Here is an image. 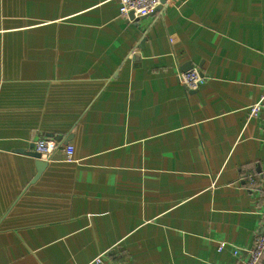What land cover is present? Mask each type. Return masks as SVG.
<instances>
[{"label":"crops","instance_id":"1","mask_svg":"<svg viewBox=\"0 0 264 264\" xmlns=\"http://www.w3.org/2000/svg\"><path fill=\"white\" fill-rule=\"evenodd\" d=\"M118 6L0 0V264H239L264 217V0ZM49 134L73 160L38 174Z\"/></svg>","mask_w":264,"mask_h":264},{"label":"built area","instance_id":"2","mask_svg":"<svg viewBox=\"0 0 264 264\" xmlns=\"http://www.w3.org/2000/svg\"><path fill=\"white\" fill-rule=\"evenodd\" d=\"M166 0L165 2H168ZM160 4V0H119L118 10L120 15L128 17L132 13L134 18L151 14ZM182 85L187 90L197 89L204 81L203 75L197 67L181 71L177 75ZM264 112V93L260 99L249 107V117H256L260 112ZM33 151L39 154V159L44 162L54 161L56 154L61 155L63 160H73V146L56 141L51 137H39L33 141ZM263 229L256 235L253 246L246 250L244 258L239 260L240 264H261L264 259V217L262 223ZM220 243L218 249L223 247ZM241 251L235 250L234 255L239 256ZM104 253L98 255L94 261L100 263L103 260Z\"/></svg>","mask_w":264,"mask_h":264},{"label":"water","instance_id":"3","mask_svg":"<svg viewBox=\"0 0 264 264\" xmlns=\"http://www.w3.org/2000/svg\"><path fill=\"white\" fill-rule=\"evenodd\" d=\"M166 0H160V4L155 8V10L151 13V14H148V15H143V16H140V17H137V18H134L133 17V14L130 12L128 13V20H132L133 22L135 23H138L141 19H144L146 18L147 16H153L155 13L157 12H160L164 7H166L167 5V2H165ZM47 137H51L53 139H55L56 141L58 142H61V143H64L66 144L67 142L66 141H62L61 137H58V136H54L52 134H49ZM32 148H33V143H32ZM28 155L34 157L36 159V164H37V172L38 174L41 172V170L47 165V162H44V161H41L39 159V154L34 152V151H29L27 153ZM55 160H61L62 157L61 155L59 154H56L55 157H54ZM37 174V175H38ZM263 229V226L260 228V231ZM240 264V263H239Z\"/></svg>","mask_w":264,"mask_h":264}]
</instances>
